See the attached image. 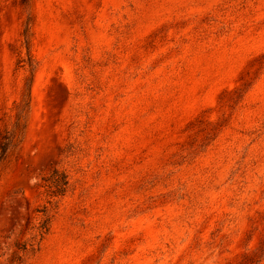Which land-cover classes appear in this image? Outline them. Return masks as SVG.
<instances>
[{"label": "rangeland", "instance_id": "374dc122", "mask_svg": "<svg viewBox=\"0 0 264 264\" xmlns=\"http://www.w3.org/2000/svg\"><path fill=\"white\" fill-rule=\"evenodd\" d=\"M0 264H264V0H0Z\"/></svg>", "mask_w": 264, "mask_h": 264}, {"label": "trees", "instance_id": "16d2710c", "mask_svg": "<svg viewBox=\"0 0 264 264\" xmlns=\"http://www.w3.org/2000/svg\"><path fill=\"white\" fill-rule=\"evenodd\" d=\"M4 148H2L3 150ZM47 190L51 195H62L64 194L67 187V176L63 171L58 170L57 168H52L49 172V175L44 179ZM45 225H42L41 228H44ZM46 230V228H45ZM44 230H40V233Z\"/></svg>", "mask_w": 264, "mask_h": 264}]
</instances>
